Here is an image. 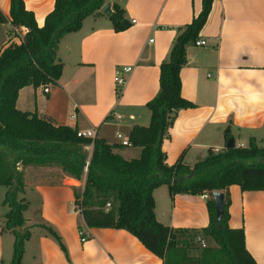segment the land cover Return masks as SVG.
Segmentation results:
<instances>
[{
    "label": "crops",
    "instance_id": "1",
    "mask_svg": "<svg viewBox=\"0 0 264 264\" xmlns=\"http://www.w3.org/2000/svg\"><path fill=\"white\" fill-rule=\"evenodd\" d=\"M24 2L43 27L55 0ZM107 3L112 12L115 3L125 10L131 29L115 33L109 15L102 12L87 18L79 32L66 35L59 44L57 57L64 68L58 83L50 85L48 93L44 87L23 89L17 108L37 112L57 125L94 132L95 139L110 145H121L117 133L129 140L135 126H149L147 104L159 92L161 65L179 31L201 13L203 2ZM10 5L11 0H0V10L7 18ZM25 33L10 22L0 25V53L13 43L20 44ZM200 39L206 40L207 46L189 45L187 64L181 71L182 96L195 107L177 112L162 143L169 166L182 154L184 162L193 166L205 159L210 149L222 151L227 128H231L236 147H248L251 139L261 146L264 139V0H215ZM123 68H132V72L119 95L116 72ZM88 148L92 155L93 147ZM117 151L127 160L141 154L140 148L131 146ZM18 170L25 182L20 199L29 205L23 229L31 235L24 264H164L126 230L86 227L75 208V189H83L85 176L78 181L63 169L35 165H19ZM5 189L0 190V264H12L15 237L3 230L9 211L2 206ZM230 195V226L245 230L248 251L257 264H264V191L243 192L232 186ZM154 198L157 220L165 226L201 231L210 224L203 196L172 198L163 186L154 192ZM81 225L91 236L85 243L79 236ZM49 229L61 237L67 253Z\"/></svg>",
    "mask_w": 264,
    "mask_h": 264
},
{
    "label": "trees",
    "instance_id": "2",
    "mask_svg": "<svg viewBox=\"0 0 264 264\" xmlns=\"http://www.w3.org/2000/svg\"><path fill=\"white\" fill-rule=\"evenodd\" d=\"M214 1L202 0L201 13L179 31L168 59L162 63L159 92L147 104L150 124L135 126L129 136L130 146L141 149L140 157L132 160L117 151L122 145L81 138L77 129L17 108L23 89L58 83L64 68L57 57L61 40L79 32L87 18L100 14L107 0H55L43 27L24 0H11L10 18L0 10V25L10 22L13 28L26 30L20 44L13 43L0 53V187L8 188L2 202L9 209L3 230L15 237L12 264H24L25 246L31 236L28 230H22L29 205L19 199L25 192V182L18 167L53 164H60L78 181L85 176L83 189H75V207L80 209L79 215L88 229L126 230L164 264H257L247 249L245 230L230 226V188L264 191V139L261 146L251 139L248 147L227 149V143L233 139L231 128H227L226 147L219 152L210 149L206 158L193 166L184 162V154L169 166L162 151L163 139L177 112L195 107L182 96L181 71L187 64V48L200 39ZM109 18L115 33L126 32L133 26L117 3ZM88 147H93L90 158ZM163 186L168 187L172 198L208 194L209 226L190 231L160 223L154 192ZM216 192L225 195L221 223L217 222L213 198ZM107 204L111 205L109 211L105 210ZM49 232L67 253L61 237L52 229ZM186 237L189 240H184ZM198 237L206 242V248L196 244Z\"/></svg>",
    "mask_w": 264,
    "mask_h": 264
},
{
    "label": "built area",
    "instance_id": "3",
    "mask_svg": "<svg viewBox=\"0 0 264 264\" xmlns=\"http://www.w3.org/2000/svg\"><path fill=\"white\" fill-rule=\"evenodd\" d=\"M133 23H135V22H133ZM207 44H208V42L206 40L199 39V40L196 41V43L194 45L197 46V47H203V46H207ZM131 72H132V68H123V69L117 70V72H116V86H117L118 94L122 93L123 88L127 84L126 76L129 75ZM44 91L46 93H48L49 92V86L48 87H44ZM118 118L120 120L122 119L121 116H119ZM78 136L81 137V138L95 139L96 134L94 132H91V131H86V132L79 131ZM116 136H117V139L120 140L122 146H127V147L130 146L129 140H124L122 134L117 133ZM89 164H90V162L88 161L86 166H85V169H84L85 174H87V172H88ZM203 198L208 200L209 199V195L205 194V195H203ZM75 208H76V212L78 214H80V209L78 207H75ZM110 208H111V205L107 204L105 210L109 211ZM79 236L81 238L82 243H85L90 238V234H89L87 229L86 230H80L79 231ZM196 241H197V243H199L202 246V248H206L207 247V244L202 239V237H198Z\"/></svg>",
    "mask_w": 264,
    "mask_h": 264
},
{
    "label": "water",
    "instance_id": "4",
    "mask_svg": "<svg viewBox=\"0 0 264 264\" xmlns=\"http://www.w3.org/2000/svg\"><path fill=\"white\" fill-rule=\"evenodd\" d=\"M101 12L105 15H111L112 10L110 4H105V6L102 8ZM236 147L234 139H230L227 143V149H234ZM213 198L216 205V216H217V222L221 223L222 218L225 213V195L221 192H216L213 194Z\"/></svg>",
    "mask_w": 264,
    "mask_h": 264
},
{
    "label": "rangeland",
    "instance_id": "5",
    "mask_svg": "<svg viewBox=\"0 0 264 264\" xmlns=\"http://www.w3.org/2000/svg\"><path fill=\"white\" fill-rule=\"evenodd\" d=\"M86 152H87V154H88V157L90 158L91 157V153H90V151H89V148H86ZM22 166V165H21ZM45 167H51L52 169H59V170H62L63 168H62V166L60 165V164H53V165H51V166H45ZM53 172H58V171H55V170H53ZM47 178H51L52 179V177H47ZM0 190L1 191H3V190H6L5 188H1L0 187ZM21 198V196L19 195V199ZM21 200V199H20ZM4 222H5V220H4ZM23 231L25 230V229H22Z\"/></svg>",
    "mask_w": 264,
    "mask_h": 264
}]
</instances>
